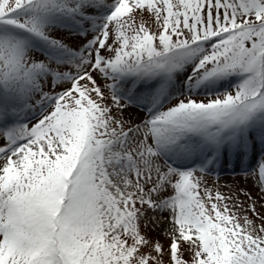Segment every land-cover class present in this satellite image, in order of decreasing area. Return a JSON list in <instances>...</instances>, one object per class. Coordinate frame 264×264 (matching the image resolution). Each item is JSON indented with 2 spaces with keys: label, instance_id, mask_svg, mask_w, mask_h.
Instances as JSON below:
<instances>
[{
  "label": "snow or ice",
  "instance_id": "obj_1",
  "mask_svg": "<svg viewBox=\"0 0 264 264\" xmlns=\"http://www.w3.org/2000/svg\"><path fill=\"white\" fill-rule=\"evenodd\" d=\"M0 264H264V0H0Z\"/></svg>",
  "mask_w": 264,
  "mask_h": 264
},
{
  "label": "rangeland",
  "instance_id": "obj_2",
  "mask_svg": "<svg viewBox=\"0 0 264 264\" xmlns=\"http://www.w3.org/2000/svg\"><path fill=\"white\" fill-rule=\"evenodd\" d=\"M220 179H221L222 182H223V181H230V180H233V179H239V180H241V182H242V179H241L240 177H235V178H233L230 174H227V173L223 174V175L220 177Z\"/></svg>",
  "mask_w": 264,
  "mask_h": 264
}]
</instances>
